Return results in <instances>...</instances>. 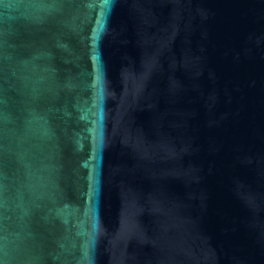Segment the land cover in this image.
Returning a JSON list of instances; mask_svg holds the SVG:
<instances>
[{"label": "water", "instance_id": "water-1", "mask_svg": "<svg viewBox=\"0 0 264 264\" xmlns=\"http://www.w3.org/2000/svg\"><path fill=\"white\" fill-rule=\"evenodd\" d=\"M0 264H264V0H0Z\"/></svg>", "mask_w": 264, "mask_h": 264}]
</instances>
